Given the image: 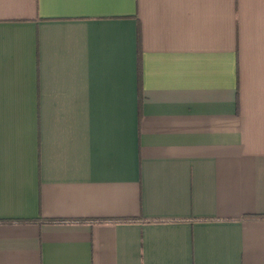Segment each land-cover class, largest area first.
I'll use <instances>...</instances> for the list:
<instances>
[{
	"label": "crops",
	"instance_id": "1",
	"mask_svg": "<svg viewBox=\"0 0 264 264\" xmlns=\"http://www.w3.org/2000/svg\"><path fill=\"white\" fill-rule=\"evenodd\" d=\"M0 264H264V0H0Z\"/></svg>",
	"mask_w": 264,
	"mask_h": 264
},
{
	"label": "trees",
	"instance_id": "2",
	"mask_svg": "<svg viewBox=\"0 0 264 264\" xmlns=\"http://www.w3.org/2000/svg\"><path fill=\"white\" fill-rule=\"evenodd\" d=\"M138 85H140L139 73H138Z\"/></svg>",
	"mask_w": 264,
	"mask_h": 264
}]
</instances>
